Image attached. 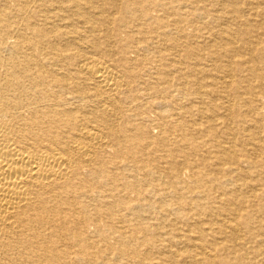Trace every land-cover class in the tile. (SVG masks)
Returning <instances> with one entry per match:
<instances>
[{"label":"bare ground","instance_id":"1","mask_svg":"<svg viewBox=\"0 0 264 264\" xmlns=\"http://www.w3.org/2000/svg\"><path fill=\"white\" fill-rule=\"evenodd\" d=\"M0 264H264V0H0Z\"/></svg>","mask_w":264,"mask_h":264}]
</instances>
